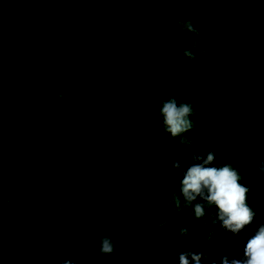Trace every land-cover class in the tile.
<instances>
[{
  "label": "trees",
  "instance_id": "16d2710c",
  "mask_svg": "<svg viewBox=\"0 0 264 264\" xmlns=\"http://www.w3.org/2000/svg\"><path fill=\"white\" fill-rule=\"evenodd\" d=\"M169 97L193 107L182 137L163 130ZM210 152L264 210V0H0V264L25 240L42 249L48 221L73 258L99 223L124 246L118 264L155 261L165 241L221 264L236 249L217 208L197 219L179 191Z\"/></svg>",
  "mask_w": 264,
  "mask_h": 264
},
{
  "label": "clouds",
  "instance_id": "9594fccd",
  "mask_svg": "<svg viewBox=\"0 0 264 264\" xmlns=\"http://www.w3.org/2000/svg\"><path fill=\"white\" fill-rule=\"evenodd\" d=\"M154 2H173V0H154ZM179 26L182 31L189 33L197 31L190 20L182 22ZM184 55L194 58L193 53L187 50ZM192 114V105L187 102L178 104L175 97L167 98L160 105L159 115L163 130L173 138L182 137V134L191 130L193 122L189 117ZM180 143L184 145V152L192 146L190 139L180 138ZM180 155L182 153L178 152L177 156ZM192 159L196 163L188 168L179 191L183 200L193 206L197 219L205 216L206 206L217 208L220 221L216 225L218 232L236 249L233 255L220 256L221 264H264V210L258 209L256 212L248 206L250 188L240 182L241 174L232 165L216 166L213 152H210L206 158L193 155ZM173 166L176 169L180 168L178 162ZM259 171L264 174V163L260 165ZM198 197L205 203L194 204ZM176 204H180L179 197L176 199ZM52 223L48 221L42 225L41 233L37 235L43 240V248H34L32 244L25 243L24 239L12 264H39L44 258L50 259L48 264H118L116 257L120 255L124 246L117 240L111 225L101 226L97 223L96 234L91 240L86 236H76L83 254L79 258H73L69 255L64 242L61 247H56L46 239L47 235L52 236ZM43 233L45 239L42 237ZM181 235L188 237L189 232L184 231ZM144 241L146 240H142ZM134 242L139 243L130 246L139 254L151 257V249L141 246L140 240ZM153 250L156 260L147 258L140 264H203L199 251L191 252L179 241L174 242L172 247L168 241H165Z\"/></svg>",
  "mask_w": 264,
  "mask_h": 264
}]
</instances>
